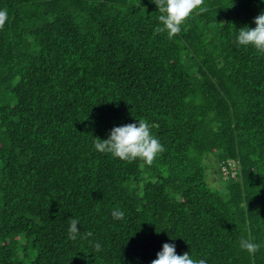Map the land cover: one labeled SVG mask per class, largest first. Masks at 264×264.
<instances>
[{"label":"trees","instance_id":"trees-1","mask_svg":"<svg viewBox=\"0 0 264 264\" xmlns=\"http://www.w3.org/2000/svg\"><path fill=\"white\" fill-rule=\"evenodd\" d=\"M202 6L169 38L151 0H0V264H264V54L235 41L264 4ZM140 119L151 164L94 148Z\"/></svg>","mask_w":264,"mask_h":264},{"label":"clouds","instance_id":"clouds-1","mask_svg":"<svg viewBox=\"0 0 264 264\" xmlns=\"http://www.w3.org/2000/svg\"><path fill=\"white\" fill-rule=\"evenodd\" d=\"M151 2L157 6L160 13L157 17L160 23L156 31L167 32L169 38L181 31V25L191 15L208 10L207 6H202L205 0H151ZM260 3L264 4V0H260ZM7 20V9H0V27H3ZM252 23L254 27L246 24L237 30L235 41L238 46H252L258 53L264 54V11L254 17ZM93 146L97 151L110 154L114 158L128 161L139 158L148 164L152 163L157 154L164 151L163 144L152 134L150 125L144 119L113 126L106 138L96 137ZM112 216L115 219H123L125 212L117 208L112 211ZM79 223L78 218L70 221L69 238H76ZM87 235L91 236L92 233L89 232ZM101 247L99 242L95 244L98 251ZM240 247L249 254H255L260 244L242 238ZM150 264H208V262L205 258H194L189 252L177 254L175 243L165 242Z\"/></svg>","mask_w":264,"mask_h":264},{"label":"rangeland","instance_id":"rangeland-1","mask_svg":"<svg viewBox=\"0 0 264 264\" xmlns=\"http://www.w3.org/2000/svg\"><path fill=\"white\" fill-rule=\"evenodd\" d=\"M207 163V178L209 183L214 188L224 189V183L218 173V161L215 155L209 154L206 159Z\"/></svg>","mask_w":264,"mask_h":264},{"label":"built area","instance_id":"built-area-1","mask_svg":"<svg viewBox=\"0 0 264 264\" xmlns=\"http://www.w3.org/2000/svg\"><path fill=\"white\" fill-rule=\"evenodd\" d=\"M228 165H229L230 167L234 168V167H235V162H234V161H230L228 164H225V166H223V169H224V171H225L226 173H227L228 170H229ZM231 172H232V175H235L236 170H233V171H231Z\"/></svg>","mask_w":264,"mask_h":264}]
</instances>
